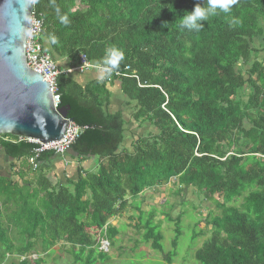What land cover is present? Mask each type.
<instances>
[{"label": "trees", "instance_id": "trees-1", "mask_svg": "<svg viewBox=\"0 0 264 264\" xmlns=\"http://www.w3.org/2000/svg\"><path fill=\"white\" fill-rule=\"evenodd\" d=\"M197 3L206 6L33 0L40 42L61 71L59 108L69 107L82 129L62 157L85 164L75 181L54 184L30 167L35 144L0 136V152L13 161L11 174L0 176V264H41L60 244L76 264L103 262L119 235L110 221L173 179L177 196L193 190L218 210L206 221L210 237L195 252L198 263L264 264V0H236L199 31L182 28ZM83 55L95 69L64 72ZM113 91L120 107L111 105ZM145 127L152 130L139 135ZM54 157L61 158L43 153L40 166ZM141 204L133 202L136 227L162 252L155 212L146 215ZM175 223L169 261L182 235L180 217Z\"/></svg>", "mask_w": 264, "mask_h": 264}, {"label": "water", "instance_id": "water-1", "mask_svg": "<svg viewBox=\"0 0 264 264\" xmlns=\"http://www.w3.org/2000/svg\"><path fill=\"white\" fill-rule=\"evenodd\" d=\"M32 12L33 0H0V136L44 145L62 140L73 120L69 107L55 109L49 84L27 67ZM35 145L39 160L46 150Z\"/></svg>", "mask_w": 264, "mask_h": 264}, {"label": "rangeland", "instance_id": "rangeland-1", "mask_svg": "<svg viewBox=\"0 0 264 264\" xmlns=\"http://www.w3.org/2000/svg\"><path fill=\"white\" fill-rule=\"evenodd\" d=\"M113 103L114 106L120 107L119 102ZM144 129L137 128L136 131L139 135H144L146 131L150 133L152 130L146 127ZM51 181L54 184L56 182L53 178ZM175 192L173 179L160 193L148 191L137 200L130 201L126 211L110 221V224L119 231L115 247L108 252L109 258L103 262L96 256V264H200L195 259V252L210 237L206 221L210 213H218V210L213 203L205 201L203 196L194 193L193 190L186 192L184 198L177 196ZM141 201L143 213L148 215L152 211L155 212L154 224L160 226L159 230L163 234L162 252H155L149 244L144 243V229L139 230L136 227L140 212L133 207V202ZM178 217H180L182 235L174 252L175 257L169 261L167 255L174 251L172 242L176 236L175 222ZM198 223L200 224L197 227ZM200 231L204 233L201 234ZM193 233L198 236L194 243L191 242ZM68 249V246L62 247L60 244L54 248L52 255L41 257L43 258L41 264H76L68 254Z\"/></svg>", "mask_w": 264, "mask_h": 264}, {"label": "built area", "instance_id": "built-area-1", "mask_svg": "<svg viewBox=\"0 0 264 264\" xmlns=\"http://www.w3.org/2000/svg\"><path fill=\"white\" fill-rule=\"evenodd\" d=\"M43 23L36 19L35 14L32 12V16L29 23L27 46L25 53V60L27 67L34 73L41 75L43 80L50 86L53 104L56 110L59 109L61 104L60 94L58 93L57 80L61 74L57 64L50 59V57L44 52L43 45L40 42ZM96 66L91 64L86 56H81L79 65L70 72L86 73L95 69ZM106 72L108 69L99 67L98 70ZM82 133V129L76 126L73 122H69L65 135L59 142L41 144L37 141L27 140L30 143L43 145L46 152H55L56 155H64L67 153L71 146L76 142ZM45 152V153H46ZM40 150H34V155L30 158V167L33 171H37L39 168L38 157Z\"/></svg>", "mask_w": 264, "mask_h": 264}, {"label": "crops", "instance_id": "crops-1", "mask_svg": "<svg viewBox=\"0 0 264 264\" xmlns=\"http://www.w3.org/2000/svg\"><path fill=\"white\" fill-rule=\"evenodd\" d=\"M73 67L74 66L66 67L64 69V72L73 70L75 68V67L74 68ZM100 71H102V70H100ZM99 72L96 71L94 73L93 72L88 73L86 75L87 76L86 77L87 80L84 83H87V82L93 80L94 77H97L100 74ZM70 73H72V72H70ZM101 75H100V77H101ZM112 96H113V100H111V102H112L111 105L113 107H115L113 102H119L120 104H122L124 102V100L121 97H117L118 94H115V92L112 93ZM124 110L125 109L122 108V111H124ZM12 164H13V161H11L8 158H6L4 156V154L0 152V176L8 177L9 174H11V172H12V170H11ZM16 164L21 168V162L20 163H16ZM79 164L84 165L85 162L82 161L81 163H79V161H70L68 158L54 157L52 163H50V164H49V162L44 163V164L41 163V166L39 165V168L40 169L43 168L42 169L44 171L43 173L48 178H50V179L53 178L55 181H58V179H59L62 182H64L67 178L75 181L77 179V177H78L77 168L81 167V166H79Z\"/></svg>", "mask_w": 264, "mask_h": 264}, {"label": "clouds", "instance_id": "clouds-1", "mask_svg": "<svg viewBox=\"0 0 264 264\" xmlns=\"http://www.w3.org/2000/svg\"><path fill=\"white\" fill-rule=\"evenodd\" d=\"M235 3L236 0H206V6L197 3L192 11L186 12V15L182 18L181 27L199 31L203 27L202 22L207 20L211 15H215L218 8L227 13ZM60 157L63 158L62 156ZM104 246L108 250L109 244L107 242H104Z\"/></svg>", "mask_w": 264, "mask_h": 264}]
</instances>
